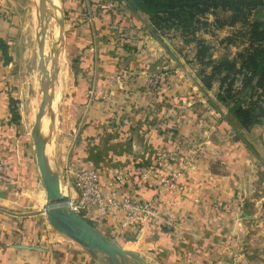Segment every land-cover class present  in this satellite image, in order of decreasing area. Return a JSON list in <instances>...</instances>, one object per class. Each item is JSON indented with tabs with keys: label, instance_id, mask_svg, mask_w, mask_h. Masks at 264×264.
I'll list each match as a JSON object with an SVG mask.
<instances>
[{
	"label": "crops",
	"instance_id": "0c3cea01",
	"mask_svg": "<svg viewBox=\"0 0 264 264\" xmlns=\"http://www.w3.org/2000/svg\"><path fill=\"white\" fill-rule=\"evenodd\" d=\"M61 3L71 69V87L60 103L69 104L72 118L66 162L96 170L104 194L128 195L130 187L115 179L127 174L135 195L157 200L160 212L174 221L171 227L96 229L126 250L136 247L151 264H264V117L240 129L224 108L206 96L197 100L202 90L194 76L192 87L180 88L178 80L187 77L180 59L127 0ZM21 6V0H0V264H106L58 237L42 211L46 196L32 141L12 116L27 63L17 51L24 44ZM150 77L158 87H149ZM33 102L25 122L35 114ZM53 103L54 95L39 126L45 143L64 122H58L61 109L54 113ZM200 106L211 116L196 119L193 111ZM26 125L31 130L34 121ZM55 135L54 144L67 142ZM50 152L47 147V158ZM63 167L57 168L61 188L67 180ZM146 168L154 173L142 178ZM173 174H179L176 189L158 194L161 180ZM75 196L70 191L68 198Z\"/></svg>",
	"mask_w": 264,
	"mask_h": 264
},
{
	"label": "trees",
	"instance_id": "16d2710c",
	"mask_svg": "<svg viewBox=\"0 0 264 264\" xmlns=\"http://www.w3.org/2000/svg\"><path fill=\"white\" fill-rule=\"evenodd\" d=\"M127 5L148 16L153 34L176 31L184 39L190 37L196 44L202 87L218 85L219 101L241 128L248 130L260 122L264 117V20L251 17L264 6L263 0H127ZM218 12L228 15L221 19ZM225 26L239 28L223 42L235 45L239 39L241 50L233 59L215 60L211 46L198 33ZM12 116L20 119L15 107Z\"/></svg>",
	"mask_w": 264,
	"mask_h": 264
},
{
	"label": "rangeland",
	"instance_id": "374dc122",
	"mask_svg": "<svg viewBox=\"0 0 264 264\" xmlns=\"http://www.w3.org/2000/svg\"><path fill=\"white\" fill-rule=\"evenodd\" d=\"M21 1H22V6H21L20 14H19V25L23 26V31H24L23 43L24 44L20 46L19 48H17V51L24 53L23 56L25 60H27V63H26V67L25 68L23 67V70L19 77L20 78L19 86L21 87V92H20L21 99L19 101V110H17L19 114V118H20L19 121L20 123L22 122V127L24 128L25 133L29 136V138H31L30 137L31 130L30 128L27 127L26 123L30 125L32 124V121L26 118V122H25V115L27 113V109L29 108L30 102H32V100L34 101L35 99L38 100V104L35 107L34 116H36V114L39 112V105L41 104L43 97H44V94H43L44 88L42 85L43 74L41 71V67H42L46 69L49 81L53 79L49 83V96L52 100H53V92H54L53 90H54L55 84H56V88L60 87V83H63L62 86H64V88L61 89L63 93L60 95V98L58 99V108H57L58 111H59V108L61 109L59 113V117H58V122H60V119H61V123L64 121L63 126L61 127L60 132L57 129L58 127L55 128L53 132H51L52 137L50 138V143H45L44 147L45 149L48 147V149H50L51 151L47 158V161L49 163V166L52 172L57 171L58 166L61 167L62 172H63V168H64L63 166L66 165V168L64 170L67 175V180L64 178L65 184L64 186H62V189L66 191L65 196L68 197L66 183L68 179L70 180V174L68 173V170L70 168V164L68 163L70 160L68 159V162H66V160L68 158V152H69L68 140L70 136L67 130V124L72 123V118L70 114L69 104L66 103L64 105H60V103L61 102L64 103L63 101L64 94L67 91V89L71 87V69H70V61L68 60L64 52L65 16L62 10V3H61V0H59L60 5H61V22H62V31L60 35L61 36L60 37V43H61L60 48H62L61 51L64 52V53L62 52L61 55L62 57L64 56L65 58L67 69H66L65 81L59 80L60 81L59 83L58 77L56 76V73H55L56 72L55 66L53 64L54 60L50 59V54L56 51L55 48H52V50L50 48L51 47L50 45L52 44V40H51L52 33L50 32V29L46 30V37H45L46 41L45 42H47L48 46H47V51H44V56H43V59L41 60L40 58L41 52L38 48V42L41 38L40 18L37 12H35L34 9L31 8L34 6L33 4L34 0H21ZM252 14H253L251 17L252 20L254 19L264 20V6L257 8L255 11H253ZM227 15L228 13L218 12L217 16L222 19ZM208 18L210 22L213 20L212 16H209ZM238 29H239L238 27L231 28V27H226V26L219 28V29H215V30L213 28H209L208 32L207 31L199 32L198 36L203 38L206 41V43H208L211 46V53L213 55V59L219 60L224 57H227L228 59H233L236 53L239 50H241V46L238 44L239 39L236 40L235 45L227 44V42L226 41L223 42V40L234 35V33L238 31ZM157 34H159V36L162 37L163 43L166 44L165 45L166 48L168 50H172V52L174 51V54L178 56V58L180 59L179 60L180 65L182 64V66H184V70L186 71L187 77L186 76L181 77V79L178 80L179 87L182 88L183 86H185V88H187V86L189 87V85H191L192 87L193 84H191L190 81H191V77L194 76L193 78L194 80H196V82L199 80V84H200L199 87L202 90L201 91L202 94L196 97L197 100H199V102L201 103L205 100L204 96H206V98L212 100L214 104H216L220 108L221 107L224 108L226 110V117L230 120H233L230 114L228 113L227 107L224 106L217 97L218 85L216 83H213L210 89H205L204 87H202V84L200 82V77L198 75L199 67L195 62V51H196L195 42H192L190 37H188L187 39H184L182 36H180L179 32H176V31H169L163 34L162 33H157ZM185 40H188V41H185ZM57 53L58 52L56 51V54ZM164 63H167V62H164ZM149 81L151 84L149 87H158L159 83H158L157 78L151 79L150 77ZM28 95L30 96V98ZM187 104L190 105V102L180 101V105L183 107L185 106L187 107ZM201 108L202 106H200L199 109L196 107L195 111H193L194 115L198 114V116L195 117L196 119L205 118V116L208 118L209 116H211L209 109H201ZM48 110L49 108L48 106H46V112ZM50 115L51 113H49L47 118L50 117ZM238 127L240 129H243L240 126ZM55 134H58V137L60 138V140H62V138H67L65 139L67 142L65 143L61 141L60 143H57L56 141V144H54L53 139L56 140ZM7 177L9 176L6 175V178ZM42 211L44 212V208ZM86 222L89 223L91 226H93L91 221H86ZM55 232L58 233V237L64 240H69L73 244L76 243L70 238H68L67 236L57 231ZM126 247H130L131 249L137 250L136 247L133 248V246L131 245H126ZM135 250H133V252ZM135 252H138V251H135ZM132 264H135V263H132Z\"/></svg>",
	"mask_w": 264,
	"mask_h": 264
},
{
	"label": "water",
	"instance_id": "95a60500",
	"mask_svg": "<svg viewBox=\"0 0 264 264\" xmlns=\"http://www.w3.org/2000/svg\"><path fill=\"white\" fill-rule=\"evenodd\" d=\"M44 9V11H43ZM46 4L42 6L40 18L41 38L38 48L41 52V60L44 56V41L46 37ZM56 52L50 54V59H56ZM43 74V100L39 106V112L35 116L34 125L30 131L36 167L45 191L46 202L44 214L47 222L55 231L67 236L82 246L93 258L106 264H151L139 253L124 249L116 240L100 233L85 220L72 212L69 206V198L63 196L60 189L57 171L52 172L46 157L45 142L39 133V126L46 113V106L50 109L52 99L49 96V79L46 69L41 67Z\"/></svg>",
	"mask_w": 264,
	"mask_h": 264
},
{
	"label": "built area",
	"instance_id": "2783aa9c",
	"mask_svg": "<svg viewBox=\"0 0 264 264\" xmlns=\"http://www.w3.org/2000/svg\"><path fill=\"white\" fill-rule=\"evenodd\" d=\"M68 173L70 180L68 179V184H66L67 195H70V191L76 193L74 198H69V206L77 216L85 221H91L94 228L104 227L107 224L118 229H133L137 224L159 223L167 227L174 224L170 216H164L160 212V204L157 200L142 201L135 195L132 180L127 174L117 173L115 176L119 184H126L130 187L128 195L119 196L115 191L109 194L101 192L99 176L93 168L70 164ZM153 173V170L146 168L141 176L149 178ZM178 175L173 174L161 180L157 193L175 190ZM4 176V166L0 163V178ZM60 189L62 193L66 192L61 187Z\"/></svg>",
	"mask_w": 264,
	"mask_h": 264
},
{
	"label": "bare ground",
	"instance_id": "6f19581e",
	"mask_svg": "<svg viewBox=\"0 0 264 264\" xmlns=\"http://www.w3.org/2000/svg\"><path fill=\"white\" fill-rule=\"evenodd\" d=\"M44 3L46 4V9H45V12H46V24H45L46 30L50 29V32L52 33V39L51 40H52L53 44L50 45L51 46L50 48H51V50H52V48H55L56 51L58 52L57 53L58 56L53 61V64H54L55 70H56L55 73H56V76L58 77V81L59 80L65 81L67 67H66L65 58H64V56L62 57V55H61L63 52V51H61L62 48H60L61 47V43H60V37L61 36L60 35H61V31H62L60 2H59V0H34L33 9L35 12H37L38 15H40V13L42 12V6ZM43 11H44V9H43ZM47 46H48V44H47V42H45L44 43V51H47ZM51 80H53V79H51ZM60 81H59V83H60ZM62 84L63 83H60V87H58V88H56V84H55V89L53 90L54 91L53 92V95H54V103L53 104L54 105L52 106V111H54V113L56 112V109H57L58 99L60 98V95L63 93L61 89L64 88V86H62ZM29 98H30V96H29ZM31 103L32 102H30V104ZM33 103L37 104L38 100L35 99ZM29 108H30V105H29ZM28 116H30L28 119H30L33 123V121H34L33 111L30 112V114ZM41 125H42V123H41ZM65 194H66V192H65Z\"/></svg>",
	"mask_w": 264,
	"mask_h": 264
}]
</instances>
